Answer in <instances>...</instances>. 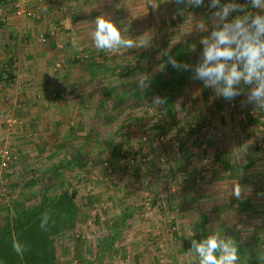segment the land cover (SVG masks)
Returning a JSON list of instances; mask_svg holds the SVG:
<instances>
[{
  "label": "rangeland",
  "instance_id": "374dc122",
  "mask_svg": "<svg viewBox=\"0 0 264 264\" xmlns=\"http://www.w3.org/2000/svg\"><path fill=\"white\" fill-rule=\"evenodd\" d=\"M0 1L27 7L28 0ZM180 14L176 10L181 21ZM180 21L172 29L160 25L158 43L150 47L120 49L104 58L110 73L108 97L94 123V154L82 163L68 164L71 156L62 152L57 163L47 158L46 166L24 168L5 138L19 123L9 127L7 119L3 124L0 149H11L16 160L7 168L0 161V223L14 214V205L28 208L45 192L74 195L77 217L73 225L52 235V264H199L189 251L198 230L199 240L214 233L236 239L239 264H261L257 255L264 251V110H238L235 99H224V108L241 111V121L220 123L203 88L188 81L170 102L171 113L152 103L157 95L131 97L138 77L148 80L162 71L161 51L172 54L184 46ZM135 28H128L126 35L136 39ZM168 36L173 37L169 45ZM201 47L198 41L191 43L183 62L195 65ZM83 50L78 53L83 60L75 57L78 62L88 59ZM190 72L176 70L175 77ZM244 148L247 154L239 161L237 153ZM237 180L251 187L250 196L237 200L231 195Z\"/></svg>",
  "mask_w": 264,
  "mask_h": 264
},
{
  "label": "crops",
  "instance_id": "0c3cea01",
  "mask_svg": "<svg viewBox=\"0 0 264 264\" xmlns=\"http://www.w3.org/2000/svg\"><path fill=\"white\" fill-rule=\"evenodd\" d=\"M164 1L28 0L24 5L36 11L31 17L17 16L13 5L0 1V130L7 119L19 123L11 134L0 135L18 153L24 168L46 166L47 158L57 163L62 152L71 156L68 164H77L78 160L82 163L84 157L94 154V123L106 104L110 81L104 65V58L110 54L97 50L91 39L97 16L111 18L125 38L127 29L136 27V40L147 34L151 43H158L159 26L165 24L172 29L180 21L175 15L177 10L182 17L179 23L184 28L182 44L186 53L191 43H199L208 35L197 29V25L205 23L211 30L206 6L188 8ZM153 2L158 6L153 8ZM166 41L169 45L173 37L168 36ZM80 49L87 53L86 62L75 60ZM184 78L189 83L198 82L200 90L203 88L206 102L214 105L220 123L241 121L238 110L244 96L235 98L238 112H232L224 108L228 104L224 98L215 93L211 96L214 91L209 92L202 81L193 80L191 72ZM244 108L255 111L252 105Z\"/></svg>",
  "mask_w": 264,
  "mask_h": 264
},
{
  "label": "clouds",
  "instance_id": "9594fccd",
  "mask_svg": "<svg viewBox=\"0 0 264 264\" xmlns=\"http://www.w3.org/2000/svg\"><path fill=\"white\" fill-rule=\"evenodd\" d=\"M176 5L188 8L207 7L210 12L211 30L207 24L197 25L201 32L208 35L201 37L202 50L195 65L179 62L169 50L161 51L168 63L177 71H191L192 79L203 82L205 88L214 91L217 97L231 101L244 96L241 107L248 105L264 110V0H170ZM158 5L152 3L155 8ZM44 11H47L45 7ZM190 32V31H189ZM142 39L125 38L120 28L111 18L99 15L94 20L91 32L93 46L99 51L115 53L120 49L147 48L151 46V36L145 34ZM74 41V47H75ZM195 50V46H193ZM147 78L140 76L137 83L141 89L146 86ZM153 104L162 105L164 100L154 97ZM247 148L237 153L238 160H243ZM231 195L237 200L252 194L249 186L234 181L230 188ZM50 216L42 214L40 228L48 229ZM251 231V229H249ZM12 248L17 255L23 256L26 245L13 238ZM190 253L198 256L199 264H239V245L236 239L219 233L209 234L201 240L192 239ZM264 264V251L257 255Z\"/></svg>",
  "mask_w": 264,
  "mask_h": 264
},
{
  "label": "trees",
  "instance_id": "16d2710c",
  "mask_svg": "<svg viewBox=\"0 0 264 264\" xmlns=\"http://www.w3.org/2000/svg\"><path fill=\"white\" fill-rule=\"evenodd\" d=\"M171 55L183 62L185 47L176 48ZM175 73L176 69L164 57L162 71L150 76L143 89L138 85L131 97L144 99L157 95L164 100L161 107L171 113L170 102L179 95L185 82L184 77L177 78ZM45 212L50 216L47 231L40 228L41 217ZM77 212L74 195L68 194L51 196L45 192L37 204L28 208L21 204L14 205V214L8 215L0 223V264H52L56 257L52 235L73 225ZM199 233L198 230L194 239L199 240ZM13 238L26 245L23 256L17 255L13 250Z\"/></svg>",
  "mask_w": 264,
  "mask_h": 264
},
{
  "label": "built area",
  "instance_id": "2783aa9c",
  "mask_svg": "<svg viewBox=\"0 0 264 264\" xmlns=\"http://www.w3.org/2000/svg\"><path fill=\"white\" fill-rule=\"evenodd\" d=\"M14 11L15 14L19 17H31L34 12L33 10H30L28 7L23 6L19 2L14 5ZM77 59L83 60V56L77 54L75 56ZM17 124V121L15 119H8V125L9 127H14ZM16 160L15 153L5 147L0 149V161H1V167L7 168L10 164H12Z\"/></svg>",
  "mask_w": 264,
  "mask_h": 264
}]
</instances>
